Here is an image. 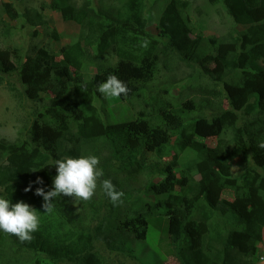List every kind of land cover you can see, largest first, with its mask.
<instances>
[{
	"label": "trees",
	"instance_id": "16d2710c",
	"mask_svg": "<svg viewBox=\"0 0 264 264\" xmlns=\"http://www.w3.org/2000/svg\"><path fill=\"white\" fill-rule=\"evenodd\" d=\"M196 1L214 8L222 26L227 14L231 24L244 27H225L216 36L207 23L211 11L193 22L189 8ZM149 2L103 7L52 0L63 20L79 25L74 38L57 51L41 46L25 56L18 47L0 46V74L13 78L8 88L14 98L32 104L17 137L0 138L2 198L27 203L40 220L30 242L0 230V264L17 252H42L64 264H107L95 242L131 251L130 242L146 239L153 209L167 216L177 264H257L264 230V68L256 59H264V0H156L157 10ZM2 8L11 19L19 15L11 2ZM25 16L31 26L45 23L36 9H26ZM152 23L155 33L148 29ZM9 29L0 25V36ZM180 65L186 73L171 82L191 83L184 99L149 87L160 66L184 72ZM110 74L129 89L119 100L135 110L131 120L114 122L102 112L105 97L97 88ZM88 155L99 157L104 176L91 200L78 201L112 216L91 229L73 210L75 198L58 196L44 213L43 197L35 195L37 187L52 190L57 159ZM245 155L246 164L233 162ZM103 179L129 204L114 206L106 194L103 204ZM143 190L153 197L138 196ZM224 190L232 197H222Z\"/></svg>",
	"mask_w": 264,
	"mask_h": 264
},
{
	"label": "rangeland",
	"instance_id": "374dc122",
	"mask_svg": "<svg viewBox=\"0 0 264 264\" xmlns=\"http://www.w3.org/2000/svg\"><path fill=\"white\" fill-rule=\"evenodd\" d=\"M52 0H0V25H8L10 27L7 35L0 36V46L12 45L19 48V51L25 56V54H33L36 47H47L51 50H59L60 46L65 42L69 41L70 38H74L79 25L74 21L63 20L60 13L50 7V2ZM77 3H81L83 0H75ZM92 4L95 6L103 7H113L118 6V1L120 0H91ZM156 0H150L149 9L157 10ZM11 2L16 11L19 13L18 17L15 19L9 18L6 13L3 11L2 3ZM33 8L38 10L42 14V19L45 21L44 24L31 26L26 20V9ZM199 1L193 3V6L189 8V11L192 16L193 22L196 24V16H201L203 10H209L212 14H209L207 23L209 31L216 36H220L222 31L225 32V27L232 28L233 31L241 30L244 26L241 24H231V19L227 14L224 15V19H227L224 26L220 23L221 16L215 11L214 8L206 6L201 8ZM221 10V13L226 11ZM23 14V15H22ZM197 14V15H196ZM218 14V15H217ZM196 15V16H195ZM157 16V15H156ZM155 21V20H154ZM233 25V26H231ZM149 31L155 33V23H152L148 27ZM197 30L199 28H196ZM53 33L58 37L54 38ZM210 50V48H207ZM208 51V50H206ZM115 60V57L112 58V61ZM260 66L264 68V59H256ZM182 66V67H180ZM179 67L183 69L176 71V73H168L161 68V72L157 73L156 77L152 80V85L149 87H159L168 88L169 99L177 101L178 99H184L188 93L187 86L191 85L187 79L184 83L180 85L174 84L171 82L180 78L181 75L186 73L185 67L180 65ZM89 68V67H88ZM93 68L90 67L88 73L93 74ZM12 77H8L6 74H0V138L11 141L14 140L18 132L21 131L22 127L26 124L27 114L32 110V104L30 101H25L22 104V101L19 102L14 98L12 92L8 88V83L12 82ZM171 82V86L169 85ZM185 85V87H182ZM104 95V94H103ZM161 96L166 98V95L160 93ZM105 97V102L101 105L103 114L106 115V118L118 122V121H128L133 119L135 115V110L131 107L129 102H124L119 100V98H109ZM100 107V106H98ZM140 109L149 111L150 107L140 106ZM250 113L249 117H251ZM213 143V139H210ZM98 148L101 147L100 143H97ZM172 154V151L170 152ZM233 162L237 166L244 165L248 162V157L239 156L233 159ZM260 171L264 173V169L261 168ZM2 187L0 186V197L3 195ZM104 193V192H103ZM101 191L98 192L100 198L105 197ZM138 194V193H137ZM145 199H151L152 193L143 190L138 194ZM233 192L231 190H224L222 192V197L230 198L232 197ZM103 204L106 202V199H102ZM129 204L128 202H121L120 206ZM74 211H77L81 215V222L85 225L86 228H92L93 225L102 223L106 220L112 218L108 214V210L103 212V208L97 210L88 205L81 204L77 198L74 200ZM124 210H128L125 209ZM167 228V216H165L162 210L153 209L151 215L148 217V232L147 237L144 241L141 242H130L129 248L131 251L125 252H115L109 251L105 245L101 242H95L97 249L101 257H103L104 263L107 264H177L173 256L171 255V248L167 238L166 233ZM15 256V257H14ZM13 256V259L10 262L4 264H64L63 262H55L42 252H30L29 254L17 252ZM258 260L257 264H264V230L262 231L261 242L258 244L257 255Z\"/></svg>",
	"mask_w": 264,
	"mask_h": 264
},
{
	"label": "clouds",
	"instance_id": "9594fccd",
	"mask_svg": "<svg viewBox=\"0 0 264 264\" xmlns=\"http://www.w3.org/2000/svg\"><path fill=\"white\" fill-rule=\"evenodd\" d=\"M147 45L148 41L145 40L143 46L147 47ZM97 91L109 98H119L121 95H127L129 89L125 82L116 75L110 74L106 82L98 86ZM99 163L100 159L95 155L65 156L57 159L52 190L45 192L43 187L35 189V195L43 197L41 207L44 213L52 211L54 199L61 195L83 201L91 200L97 182L104 176L103 169L98 167ZM35 183L43 184V181L37 178ZM100 186L114 206L122 202L124 193L116 190L110 179H103ZM30 188L31 184L24 191L28 192ZM39 224L37 211L33 207L23 201L12 204L9 199L0 197V230L16 236L21 243H24L33 239L32 233L38 230Z\"/></svg>",
	"mask_w": 264,
	"mask_h": 264
}]
</instances>
